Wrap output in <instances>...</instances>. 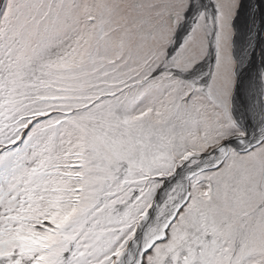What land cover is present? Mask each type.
<instances>
[{
    "label": "snow or ice",
    "instance_id": "1",
    "mask_svg": "<svg viewBox=\"0 0 264 264\" xmlns=\"http://www.w3.org/2000/svg\"><path fill=\"white\" fill-rule=\"evenodd\" d=\"M0 264H264V0H0Z\"/></svg>",
    "mask_w": 264,
    "mask_h": 264
}]
</instances>
